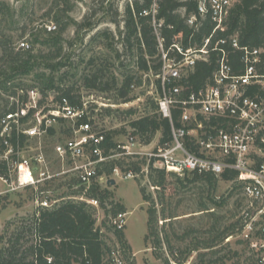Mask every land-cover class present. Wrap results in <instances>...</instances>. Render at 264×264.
I'll use <instances>...</instances> for the list:
<instances>
[{
	"label": "built area",
	"instance_id": "1",
	"mask_svg": "<svg viewBox=\"0 0 264 264\" xmlns=\"http://www.w3.org/2000/svg\"><path fill=\"white\" fill-rule=\"evenodd\" d=\"M233 1L198 0L197 15H189L186 23L197 28L208 18L211 29L199 44L187 47L180 36L165 45L161 34L163 20L156 18L157 2L152 3L150 10L142 11L151 15L161 63L154 75L159 83L157 111L169 118L171 124V140L157 142L149 152L135 150L136 145L147 144L131 135L126 143L117 144V153H104L101 145L106 131L97 127L95 115L102 107H108L107 103L97 104L94 113H90L88 100L81 99V104L73 105L55 90L43 93L35 86L0 90L4 100L0 113V200L29 187L33 190L35 210L50 207L55 201H49L40 187L56 176L70 174L85 187L78 198L97 207L98 200L87 198L84 193L96 177L97 167L118 156L145 153L146 173L149 164L167 173H212L217 177L225 169H232L245 199L237 218L236 240L246 244L248 256L257 264H264V78L255 67L261 49L240 46L237 35L223 33ZM45 27L48 32L56 29L53 23ZM15 48L29 50L30 44L21 39ZM234 49L240 51L238 70L229 60V51ZM210 53H216L211 82L196 90L185 86L183 77L197 60H206ZM251 84L260 87L249 94ZM172 110L179 111L177 125L172 122ZM61 122H69L71 129L69 136L53 145L61 162L53 172L45 139L50 136L49 129ZM186 139L198 153L186 147ZM113 173L118 174L119 169L113 168ZM135 175L132 170L124 172V178ZM126 216V211H118L109 217L114 231L124 230ZM233 237L227 236L229 241ZM107 258L111 264H124L118 250H109Z\"/></svg>",
	"mask_w": 264,
	"mask_h": 264
},
{
	"label": "rangeland",
	"instance_id": "2",
	"mask_svg": "<svg viewBox=\"0 0 264 264\" xmlns=\"http://www.w3.org/2000/svg\"><path fill=\"white\" fill-rule=\"evenodd\" d=\"M131 1L0 0V40L8 39L10 45L15 47L18 41L26 39L35 53L46 55L54 47L34 42V38L39 40L52 36L58 38L62 45L60 57L52 61L45 60L53 64L62 58L66 64L56 71L55 80L63 74L62 80L56 84L62 88L73 86L75 88L73 93L90 102V113H94V109L99 106L97 104H109L108 107H102L103 110L95 115V120L100 129L119 131L114 136L117 143H126L133 135L130 120L157 111L159 87L155 76L138 68L135 49L130 52L123 47L120 38L122 22L115 25L111 21L116 10L119 13L116 18L121 21L124 5ZM85 16H90L89 20L95 23V26L89 30L77 31L76 24L83 21ZM49 23L56 25L53 32L46 30L45 25ZM1 50L0 45V57ZM90 58H94V65H87ZM94 67L100 69L98 75L101 76V85L106 83L104 90L89 88L83 83V74H91ZM45 71L49 72V69ZM126 76H132L133 81L126 97L127 100L128 98L131 100L125 102L119 96L118 88ZM17 80L23 87L40 88V82L33 74ZM55 92L59 93L57 89ZM3 104L4 100L0 101L1 110L4 109ZM130 109L134 111L129 113ZM70 129L71 124L64 122L63 125H57L54 134L45 139L46 151L51 162L50 169L53 172L61 166L53 152V145L61 142ZM135 138L138 140L137 136ZM158 138L159 135L143 147L136 145L135 150L149 152L157 145ZM118 159L124 166L126 162H138L141 170L136 171L134 167H130L136 174L135 177L124 178V172L118 168L119 173H113L109 177L115 180L114 184L106 183L107 178L104 176L99 179L101 187H107L111 193L104 201L103 207H99V202L93 210L96 226L100 228L108 248L104 256L105 263L110 264L107 253L112 249L118 250L124 264H165V259L168 260V264H179L173 259L172 251L177 258L187 256L184 264H204L203 260L226 254L228 249L243 253L241 257L225 260V264H233L238 258L242 261L248 256V249L235 242L237 224L230 231L234 236L230 241L227 238L230 235L228 234L222 241L216 240L204 248L205 241L212 235L208 232L211 225L216 224L217 229L221 230L238 220L239 210L245 203L240 186L233 189L235 183L218 178L215 187L212 188L202 181L189 182L192 174L183 172L177 174L179 179L177 176L167 174L163 187H156L149 177V172L143 171L147 165L145 153ZM69 178L70 174L53 179L44 184L42 189L49 192L50 196L58 198L57 202H60L72 196L71 192L77 188ZM229 193H232L231 197ZM32 195L33 190L28 187L11 192L0 200V246L3 241L13 239L15 234H20L21 242L30 239L26 225L35 211ZM79 195H75L74 199L80 200ZM221 198L223 201L218 204ZM115 203H121L127 213L123 230V241L127 248L119 244L117 235L109 224ZM152 206L156 210L155 225L160 239L159 245H155V236H151L149 242L144 241V236L148 232L147 210ZM215 250L217 252L213 255L211 252Z\"/></svg>",
	"mask_w": 264,
	"mask_h": 264
},
{
	"label": "trees",
	"instance_id": "3",
	"mask_svg": "<svg viewBox=\"0 0 264 264\" xmlns=\"http://www.w3.org/2000/svg\"><path fill=\"white\" fill-rule=\"evenodd\" d=\"M153 2H157L156 18L162 19L161 34L164 37L165 45L168 46L176 37L180 36V41L183 46H193L201 42L210 29L211 24L208 18H205L201 25L193 28L186 23V18L189 15H197L198 0H132L126 2L122 14V19L119 21L116 17L119 15L117 10L112 15L111 21L115 25L122 22L123 29L120 31V38L123 47L132 52L135 49L137 56V66L139 69L155 75L160 68L159 53L156 46V38L153 33L151 22V15L143 14V10H150ZM92 15V14H91ZM90 16H85L83 21L76 24V30H89L95 26V23L90 22ZM46 31V30H45ZM62 28H60V32ZM53 32V31H51ZM226 35H237L239 45L247 46L249 48H260L259 62L255 65L257 74L264 78V0H234L230 8L229 16L226 22V30L223 32ZM34 42H39L41 45H48L52 50L43 55L40 52L35 53L33 49L19 50L10 45L8 39H1L0 45L2 53L0 57V90L7 91L12 86H23L19 80L22 76L33 74V76L40 82V90L45 93L49 90L57 89L59 94L68 97L73 105L81 104V96L73 93L75 88L67 86L65 88L56 84L62 80L63 74L55 80V73L61 67L65 66V62L60 58L59 60L50 64L45 60H54L60 57L62 45L58 38L52 36L43 40L34 38ZM240 51L237 49L229 51L230 63L236 70L240 68L239 64ZM216 53H210L206 60H197L192 70L188 71L183 77L182 82L185 86L192 89H198L211 82L212 74L216 66ZM87 65H94V58H90ZM49 69V72L45 70ZM91 74H83L82 79L85 86L89 88H99L104 90L106 83L101 85L98 75L100 69L94 67ZM86 75V76H85ZM90 75V76H89ZM133 81L132 76H126L118 88V94L122 100L130 101L128 96L129 86ZM157 85L159 83L157 80ZM11 83V85H8ZM258 84H251L248 86L247 92L254 93L259 89ZM0 101L2 97L0 96ZM154 106V105H153ZM4 107V106H3ZM155 107V106H154ZM4 110V109H3ZM0 107V113L3 111ZM134 110H128L132 113ZM171 119L174 125L179 124V111L172 110ZM130 127L132 134L140 143L149 144L153 139L159 135L158 144L169 142L171 140V124L167 117L162 116L158 111H151L136 119L130 120ZM64 122L58 124L63 125ZM68 135H70V130ZM55 128L49 129V135H53ZM118 130H109L105 132V138L102 142L104 153H117V142L114 141V136ZM186 147L190 151L198 153L197 148L188 139L185 141ZM129 158L133 156H118ZM118 157H114L97 167V174L90 186L84 193L87 198L99 199V207H103L104 201L111 196V193L106 188H102L98 177L104 176L109 178L113 174V168H120L121 171L126 172L132 170L134 167L136 171L141 168L138 162L130 161L124 163L119 162ZM118 159V160H117ZM133 171V170H132ZM149 177L156 187H163L167 174L177 176L174 172H166L163 169H154L151 164L148 165ZM192 177L188 179L189 182L202 181L207 183L210 187H215L217 179L223 181H233L236 189L241 185L235 181L236 172L232 169H225L220 176H215L212 173H197L190 172ZM68 175V174H67ZM65 175L56 176L51 180L46 181V185L53 179L63 178ZM179 179V177L177 176ZM73 185H77V190L73 189L72 196L64 198V200L57 202L58 198L50 196L49 192L42 189L44 196L49 201H55L50 207H38L30 217L26 229L29 230L30 239L21 242L20 234H15L13 239L3 241L0 246V264H107L104 261V256L108 248L106 247L104 237L98 226H96V219L93 216L94 206L88 204L84 200H75V195H81L84 191V185L80 184L75 177L70 175L69 178ZM71 184V186H72ZM74 194V195H73ZM232 193H229L231 197ZM33 198V195H32ZM146 199L145 196H143ZM223 199L221 198V204ZM124 206L121 203H115L113 214L118 211H124ZM148 232L144 236V241L149 242L151 236H155V245L160 244V239L156 230V210L155 207L148 208ZM38 212V213H37ZM112 214V215H113ZM238 221L223 227L221 230L217 229L216 224L211 225L208 232L211 235L205 241V246L209 247L216 240L222 241L224 237L231 234ZM119 244L123 248H127L123 241V231L115 230ZM210 236V235H209ZM210 242L208 245L207 243ZM236 244H246L240 240L235 241ZM216 250L211 253L216 254ZM228 253L209 260H203L204 264H225V260H231L237 256L241 257L242 253L236 250L228 249ZM172 256L179 264L186 263V258H177ZM205 254V253H204ZM176 255V254H175ZM165 259V264H168ZM109 264V263H108ZM111 264V263H110ZM233 264H257L252 256H246L242 261L238 258Z\"/></svg>",
	"mask_w": 264,
	"mask_h": 264
},
{
	"label": "water",
	"instance_id": "4",
	"mask_svg": "<svg viewBox=\"0 0 264 264\" xmlns=\"http://www.w3.org/2000/svg\"><path fill=\"white\" fill-rule=\"evenodd\" d=\"M107 183H111V184H114L115 183V180L114 179H109Z\"/></svg>",
	"mask_w": 264,
	"mask_h": 264
}]
</instances>
